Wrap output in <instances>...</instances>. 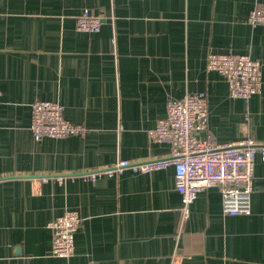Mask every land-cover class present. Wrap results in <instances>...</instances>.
<instances>
[{"label":"crops","instance_id":"1","mask_svg":"<svg viewBox=\"0 0 264 264\" xmlns=\"http://www.w3.org/2000/svg\"><path fill=\"white\" fill-rule=\"evenodd\" d=\"M264 0H0V264H264V159L255 163L249 216H226L218 188L199 193L185 233L173 168L84 175L120 160L168 158L150 138L169 99L204 93L219 145L264 147V25L247 20ZM89 9L96 33L76 29ZM262 62V88L231 99L207 70L209 53ZM58 103L84 128L64 139H33L31 105ZM59 178L63 182L59 183ZM80 214L75 255H51L48 224Z\"/></svg>","mask_w":264,"mask_h":264},{"label":"built area","instance_id":"2","mask_svg":"<svg viewBox=\"0 0 264 264\" xmlns=\"http://www.w3.org/2000/svg\"><path fill=\"white\" fill-rule=\"evenodd\" d=\"M102 19L89 9H84L75 18L76 29L96 33L101 28ZM247 22L253 27L264 25V6L254 8ZM207 70L218 73L226 80L231 99L249 100L261 91L262 62L249 55L211 52L207 56ZM166 110V117L159 120L156 128L150 132V138L171 145L168 158L143 164L120 160L111 168L84 176L94 182L102 176L121 175L127 169L151 174L173 168L182 202L176 228L179 235L185 233L190 208L199 193L209 188L220 190L224 215H251L256 157L260 154L264 159V147L252 139L240 144L219 145L209 137H203L209 118V103L204 93L169 99ZM30 129L36 142L44 138L64 139L84 133L82 126L65 118L64 106L39 100L31 105ZM61 182L63 179L59 178ZM48 227L53 233L51 255L62 259L72 258L75 255V234L82 227L80 214L67 210L50 222Z\"/></svg>","mask_w":264,"mask_h":264}]
</instances>
